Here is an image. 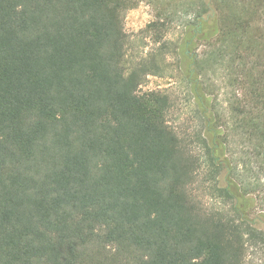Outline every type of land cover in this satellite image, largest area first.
Wrapping results in <instances>:
<instances>
[{"label":"trees","instance_id":"obj_1","mask_svg":"<svg viewBox=\"0 0 264 264\" xmlns=\"http://www.w3.org/2000/svg\"><path fill=\"white\" fill-rule=\"evenodd\" d=\"M133 5L0 0V264H244L248 247L264 251L226 154L237 137L264 172V0L190 1L184 13L188 73L198 86L204 57L203 76L217 70L221 83L215 99L193 91L217 99L200 109L208 178L226 206L214 213L189 193L201 160L168 126V96L138 90L160 73L164 45L160 60L125 63ZM199 42L210 50L196 54Z\"/></svg>","mask_w":264,"mask_h":264},{"label":"rangeland","instance_id":"obj_2","mask_svg":"<svg viewBox=\"0 0 264 264\" xmlns=\"http://www.w3.org/2000/svg\"><path fill=\"white\" fill-rule=\"evenodd\" d=\"M190 1L198 0H131L134 5L125 12L123 19L124 32L127 36L125 63L130 66L149 55H156L160 60L157 52H160L159 48L164 45L162 48L164 63H160V73L148 75L138 90L141 93L159 92L168 96L170 101V109L166 116L168 126L182 139L189 151L201 160L197 176L188 188L189 193L205 213H214L217 210H225L226 206L222 200L217 199V194L212 190V186L216 184L208 178L210 169L204 162L205 151L202 148V139L206 138V133L203 121L200 119V109L217 110V99L211 100L208 104L199 103L193 91L195 87H198L200 91L204 89L207 94L212 95V99H215L217 86L221 83L217 70L203 76L205 69H209L204 66L201 70L198 67L202 66L201 61L204 57L199 58V64L196 67V70L202 72V76L198 79V86L192 74L188 73L190 66L188 64L194 51H189L188 58L184 59L183 42L187 37V19L190 17V14L184 13ZM213 14L217 15L214 7L212 15L210 14L207 19L209 22L215 19ZM155 22H158L157 26L148 27ZM204 44L199 42L196 45V54L210 50ZM224 82L228 83L226 79ZM258 91L264 92V83L262 87H258ZM243 94L242 86L238 85L235 88L237 99L244 97ZM233 95V89H224L219 92L218 101L222 100L223 107H228L227 100L229 102ZM240 142V139L235 137L234 143L229 147L231 153L226 152L231 162L237 164V184L242 183L243 188H246L249 193L244 199H239V208L243 210L240 204L247 203L248 208L245 212L252 220V225L264 232V172L254 169L252 166L254 164L248 162L246 156L249 149ZM223 183H218V186H224L225 183ZM243 262L244 264H264V251L255 246L248 247Z\"/></svg>","mask_w":264,"mask_h":264}]
</instances>
